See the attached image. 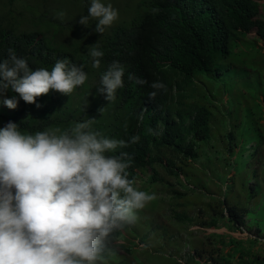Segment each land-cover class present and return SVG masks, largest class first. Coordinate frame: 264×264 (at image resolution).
I'll return each mask as SVG.
<instances>
[{
  "label": "trees",
  "instance_id": "trees-1",
  "mask_svg": "<svg viewBox=\"0 0 264 264\" xmlns=\"http://www.w3.org/2000/svg\"><path fill=\"white\" fill-rule=\"evenodd\" d=\"M260 1L146 0L143 15L137 22L114 27L102 35L94 31L96 22L87 27L79 24L81 31L79 27L75 30L69 24H61L59 28L65 33L60 37L53 33V41L36 30L16 32L2 28L0 23V59L6 58L8 49L12 48L33 69L51 71L57 59L68 58L78 66L83 65L87 74L84 84L76 87L70 96L50 90L37 97L40 108L25 103L16 94L17 108L8 113L4 111L5 105L0 110V128L12 121L19 125L22 134L34 135L37 131L59 129L62 132L76 122L95 118L93 130L108 138L128 141L131 136L139 135L138 143L123 149L133 157L129 179L134 180L133 186L137 188L138 180L148 170L150 174L142 180L145 186L161 184L174 200L183 195L170 179L182 174L189 162L198 159L214 162L221 150L220 153L231 159L233 169L228 177L239 175L233 178L239 182L240 191L218 197V211L215 202H206V208L218 216L210 214L204 219L203 211L199 212L202 220L194 226L216 229L220 218L229 221L237 231L243 225L249 229L255 227L257 235L230 237L225 254L213 245L208 249L207 258L203 257L208 251L205 247H197L191 257L206 264H231L234 256L244 264H264V258L255 254V246L263 244L264 247L263 227L253 223L249 202H243L257 196L259 185L254 179L259 171L264 172V58L248 56L250 53L264 55ZM88 7L87 2L81 16L87 15ZM153 9L158 11L154 13ZM251 32H254L252 36ZM97 46L104 55L100 67L93 68L89 51ZM113 61H119L125 69L124 87L117 90L114 101L108 102L97 87L101 74ZM129 73L147 83L129 80ZM234 77L240 80L239 89L229 88L230 81L236 84ZM153 81L164 83L166 91L159 90L154 99H149V93L154 91L150 87ZM228 90L239 93L228 97ZM252 92L255 94L251 95ZM13 94L6 93L8 98ZM219 97L234 106L228 116L233 117L239 130L223 129L217 104ZM101 107L102 113L98 111ZM216 124L222 127L213 129ZM150 127L157 134H149ZM213 135L218 142L214 138L213 145L206 146ZM248 159L253 161L245 169ZM243 173L246 179L241 178ZM179 205L183 204L175 206L178 212L173 218L175 222H192L193 218L178 210ZM263 206L264 198L260 209ZM115 233L109 239L113 240ZM213 233L207 234L208 239ZM106 251L116 256L113 246L106 242L103 264H108L110 259Z\"/></svg>",
  "mask_w": 264,
  "mask_h": 264
},
{
  "label": "clouds",
  "instance_id": "clouds-1",
  "mask_svg": "<svg viewBox=\"0 0 264 264\" xmlns=\"http://www.w3.org/2000/svg\"><path fill=\"white\" fill-rule=\"evenodd\" d=\"M158 9H153L155 13ZM62 19L64 13L58 14ZM103 34L118 19V10L91 0L79 23ZM92 67L99 68L104 53L89 51ZM125 69L119 61L101 74L97 91L108 102L124 87ZM83 65L57 59L51 71L30 67L26 58L9 48L0 59V97L9 109L18 106L17 95L27 104L55 90L70 96L84 84ZM137 84L147 83L128 74ZM149 99L166 85L153 81ZM14 93L8 98L6 93ZM103 112V107L98 109ZM95 118L59 129L22 134L9 121L0 128V264H103L106 242L118 230L134 224L137 212L157 199L136 189L128 169L133 157L123 149L140 141L108 138L92 125ZM149 134H157L150 127ZM59 132V135H57Z\"/></svg>",
  "mask_w": 264,
  "mask_h": 264
},
{
  "label": "rangeland",
  "instance_id": "rangeland-1",
  "mask_svg": "<svg viewBox=\"0 0 264 264\" xmlns=\"http://www.w3.org/2000/svg\"><path fill=\"white\" fill-rule=\"evenodd\" d=\"M87 2L90 6L91 0H0V23L2 28L16 32L20 30H36L45 36L47 40L52 39L53 41V33H56L59 37L65 33L64 29L59 28L61 24H69L75 30L77 27H79V31L83 30L79 25V17L84 14ZM101 2L106 5L110 3L113 8L118 10V19L105 29V31H109L114 29V27L127 26L131 22L139 21L143 15L146 0H101ZM260 2V16L264 18V0ZM61 12L64 13L62 19L58 15ZM95 22L97 21L90 18L88 26H93L92 24H95ZM253 34L254 32H251L249 35L252 36ZM248 56L251 58L255 56L264 58L261 53L256 55L250 53ZM234 80L236 84L230 81L228 83L229 88L239 89V78L234 77ZM220 88L222 87L220 86ZM237 93H239L237 90H233V93L229 92V90L226 91L228 97H232L231 95L235 96ZM254 94L255 92H252L251 95ZM219 95L220 93L217 94V96ZM224 100L226 98L222 99L219 97L217 99L223 129L239 130L240 127L239 125L237 126L233 117L228 116L229 109L234 108V106ZM253 101L251 99V102ZM3 107L5 105L2 102V98H0V110ZM5 110H8V113L12 112V109L7 106ZM222 125L216 124L213 129L222 127ZM214 138L215 143L218 142L216 136L213 135L211 141L205 143V145H213L212 140ZM211 150L214 152L215 149ZM218 151L221 152V150ZM220 152L216 154L217 158L214 162H207L205 159L189 162L184 166L182 174L175 175L170 179L171 182H175L178 185L183 195L181 198H175L176 200L171 199V194L167 188L161 187V184L155 183V185L145 186L146 183L143 181L150 174L148 170L145 171L142 176L143 181L138 180L136 189L149 193L154 192L157 199L149 202L144 209L137 212L138 219L134 224L119 230L115 233L113 240L109 239L107 241L109 246H113L116 254L115 256L113 252L106 251V257L110 258L108 264H206L205 262H200L197 257H191L197 247H205L208 250L214 245L222 249V253L225 254L227 249H229L226 247V243L230 237L257 235L255 233L256 230H254L255 227L249 229L243 225L242 229L237 231L234 226L230 225L229 221L226 219L220 220V218L216 229H203L194 226L202 220L198 216L199 212L203 211L202 213L205 216L202 217L204 219L208 218L210 214L215 218L218 216L217 214H212V209L209 211L206 208V202H215L217 205H215V210L218 211V197L224 198L226 194L228 196L230 193L240 191L239 182L233 178L239 175L235 174L232 177L233 179L228 177L233 169L232 164L229 163L231 159ZM249 159L244 166L245 169L253 161V159ZM262 163L264 164V161ZM159 175L166 177L164 173H159ZM243 175L241 178L244 177L246 179L245 173ZM254 180L259 185V192L252 199H243V202L246 204L249 202V215L253 223L263 227L261 233L264 235V206L260 209L264 198V172L259 171ZM179 203L183 205H179L178 210L182 209L189 217L193 218L192 222H175L174 215L178 213L175 206ZM209 232L214 233L208 239L207 234ZM258 244L260 245V243ZM260 246H255V254L257 253L261 258H264L263 244ZM230 250L232 249L230 248ZM208 252L209 250L203 253L204 258H207ZM231 264L244 263L234 256L231 259Z\"/></svg>",
  "mask_w": 264,
  "mask_h": 264
}]
</instances>
